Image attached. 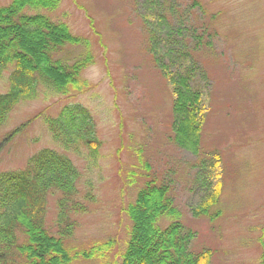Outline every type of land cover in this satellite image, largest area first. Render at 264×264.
<instances>
[{
  "label": "rangeland",
  "instance_id": "obj_1",
  "mask_svg": "<svg viewBox=\"0 0 264 264\" xmlns=\"http://www.w3.org/2000/svg\"><path fill=\"white\" fill-rule=\"evenodd\" d=\"M11 1L0 0V7ZM151 1L60 0L57 9L47 11L83 39L57 57L73 64L90 51L92 60L80 73L81 90L62 94L41 87L8 113L0 125V172L24 168L44 148L65 152L46 118L66 107H85L100 146L91 150L92 158L84 144L67 152L80 169L82 193L95 196L87 200L89 211L76 216L74 247L115 238L124 242L122 207L150 175L169 186L184 226L196 234L192 248L210 249L211 264H264V0H159L174 19L165 27L163 43L155 18L160 5L153 8ZM146 26L158 35L149 38ZM201 35L209 47L196 48ZM173 45L193 50L195 63L184 64L206 100L196 150L179 146L172 131L174 99L162 73L168 60L161 59V47L175 50ZM8 77L9 71L0 72V94L9 90ZM140 160L151 169H139ZM131 172L137 184L129 185ZM216 182L222 195L213 211L221 214L214 222L195 218L191 209L204 198L206 184ZM55 215L52 199L50 223Z\"/></svg>",
  "mask_w": 264,
  "mask_h": 264
},
{
  "label": "trees",
  "instance_id": "obj_2",
  "mask_svg": "<svg viewBox=\"0 0 264 264\" xmlns=\"http://www.w3.org/2000/svg\"><path fill=\"white\" fill-rule=\"evenodd\" d=\"M59 3L60 0H12L0 7V72L9 71V90L0 94V125L16 104L36 96L41 87L62 94L73 88L81 90L80 73L91 62L92 54L88 51L73 64L57 57L66 46L83 41L65 22L47 15ZM151 5H160L155 18L163 43L165 27L174 19L165 14L164 2L152 0ZM146 30L149 38L158 35L147 26ZM171 34L174 33L169 31ZM203 38L204 35L198 37L196 48L210 46ZM173 48L162 46L160 53L161 59L168 60L167 66L161 65L166 68L162 73L172 84V131L179 146L196 150L205 120L204 94L199 85H194L197 82L190 72L192 68L184 64L188 60L195 63L193 50H179L176 45ZM203 76L206 80V73ZM46 123L65 152L44 148L31 156L24 168L0 172V264H74L81 259L95 264H211L210 249L198 252L192 248L195 233L184 226L181 211L170 199L169 186L150 175L145 176L135 198L122 207V218L127 220L124 242L115 238L74 247L70 241L78 226L76 216L89 211L91 204L87 200L95 196L90 190L82 193L80 169L67 152L71 148L79 151L84 144L92 158L91 150L96 153L100 144L93 117L85 107H66L56 117L46 118ZM17 132L19 129L8 140ZM139 163V169H151L147 162ZM135 175L130 173L133 178ZM133 178L129 185L137 184ZM87 185L92 188L91 183L85 182ZM221 195L219 182L207 183L204 198L191 209L193 216L215 221L221 213L213 210ZM52 199L56 215L50 223Z\"/></svg>",
  "mask_w": 264,
  "mask_h": 264
}]
</instances>
